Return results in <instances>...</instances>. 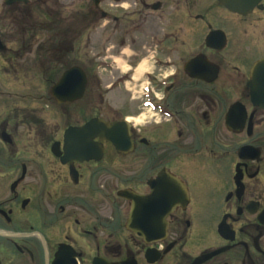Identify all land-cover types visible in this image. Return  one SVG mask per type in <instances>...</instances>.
Listing matches in <instances>:
<instances>
[{"label": "flooded vegetation", "instance_id": "obj_1", "mask_svg": "<svg viewBox=\"0 0 264 264\" xmlns=\"http://www.w3.org/2000/svg\"><path fill=\"white\" fill-rule=\"evenodd\" d=\"M30 4L12 75L0 28V264H264V0H80L46 74Z\"/></svg>", "mask_w": 264, "mask_h": 264}, {"label": "rangeland", "instance_id": "obj_2", "mask_svg": "<svg viewBox=\"0 0 264 264\" xmlns=\"http://www.w3.org/2000/svg\"><path fill=\"white\" fill-rule=\"evenodd\" d=\"M41 2L44 1L43 4L38 3L36 0H30V7L27 8V10H25V12H29V17H26L23 20V25L25 23H29V20L32 21V29L35 32V36L34 39H32L31 42L33 43H38L39 47L41 49L44 48H48L49 51H44L43 49V53L44 56L37 58L40 59L38 62L42 63V65L40 66L38 64V66H36V64L34 65L33 69L36 72L37 69V73L40 74L43 72V74H46V59L50 58V54H52V51L56 52L57 50H52L56 48V44H58L59 42L63 43L64 45H66L69 42H76L77 44V40H73L71 39L70 41L66 40V35L63 36V40H60L59 38H53L52 35L53 32L51 30H49L50 27H57L59 26L60 28H69V27H74L77 24V20H73L71 19L69 23L68 18H67V14L69 12L75 13L74 11L78 10L79 7V3L80 0H40ZM64 6V7H63ZM7 10V5H5L4 0H0V28L1 32L3 33L4 39H6L9 43H11V52H12V57H13V61L12 63L10 62V65H8L6 68H2L1 70V74L3 75H12L14 72V64L16 63V59H15V55H23V59H25L24 61H29V60H33L34 59V55H35V51L36 48L33 47L32 52L27 50H17L16 52L14 51L15 49H17V46L15 45V43L20 42V39L23 37V41L25 43L29 42V33H25L24 35L21 36V34H19L18 30H12L11 26L13 24L10 23V20H5L7 17H4L5 15H7V13L2 14V12H5ZM59 12V13H57ZM28 22H27V21ZM2 23H5V26L2 25ZM2 26V27H1ZM25 26V25H24ZM15 28V27H13ZM17 29V28H16ZM26 30V28L24 27L22 29V33H24ZM32 31V33H33ZM62 36V35H61ZM74 38H76V36H74ZM19 39V40H18ZM78 39V37H77ZM19 44V43H18ZM42 44V45H41ZM95 44H97L96 40H95V36L92 34L90 36V40L88 41V47H87V52H88V56H91L94 53V46ZM23 48H27V47H23ZM39 48V49H40ZM68 48V47H67ZM78 52V48L76 49V54ZM28 55V56H27ZM71 55L70 58H73V54H69ZM62 57V56H61ZM36 59V58H35ZM45 63H44V62ZM30 62V61H29ZM13 64V65H11ZM24 64H26V62H24ZM15 74V73H14ZM105 75L109 76V73L104 72ZM43 85H46L45 83ZM48 89H43V94H45V92ZM38 94L42 93L41 88L37 89ZM106 101H110V99H106ZM42 103H45L42 100ZM104 105H106V102L104 103Z\"/></svg>", "mask_w": 264, "mask_h": 264}, {"label": "water", "instance_id": "obj_3", "mask_svg": "<svg viewBox=\"0 0 264 264\" xmlns=\"http://www.w3.org/2000/svg\"><path fill=\"white\" fill-rule=\"evenodd\" d=\"M20 1H23V2H27V0H5V4L9 5V4H12L14 2H20ZM260 0H219V3L227 8H229L230 10L234 11V12H238V13H246V12H249L254 6H256L258 4ZM1 48V46H0ZM258 65L257 64L254 68H253V71H252V80L254 78L257 77V68H258ZM264 65V63H263ZM79 68L78 67H73L71 69H69L68 71H66L62 78L60 79V81L58 82L57 86H56V90L59 89V87H61L66 81L68 82V84H72L74 83L73 85H71L70 89H71V93L74 95L72 97H69L67 98L68 100H74L76 98H78L81 94V92L84 88V75H82V73L80 72ZM81 74V76L79 75ZM77 79V80H75ZM75 80V82H74ZM252 86V92L253 94L255 93L256 91V88L253 86L254 83L252 81V83L250 84ZM83 86V88H82ZM55 94V93H54ZM56 95V99L59 101L61 100V98H58L57 96V93L55 94ZM253 101L255 102V104H258L262 107H264V98H260V97H252ZM95 121L94 120H91L90 122H88L83 129H88V128H91V127H94L95 126ZM106 127H104V131H105Z\"/></svg>", "mask_w": 264, "mask_h": 264}]
</instances>
